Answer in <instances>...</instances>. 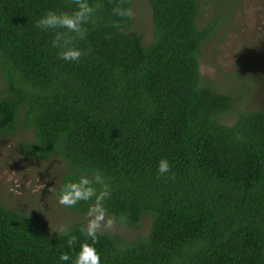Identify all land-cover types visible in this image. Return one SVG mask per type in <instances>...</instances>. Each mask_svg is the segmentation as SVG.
Returning a JSON list of instances; mask_svg holds the SVG:
<instances>
[{"label": "trees", "instance_id": "obj_1", "mask_svg": "<svg viewBox=\"0 0 264 264\" xmlns=\"http://www.w3.org/2000/svg\"><path fill=\"white\" fill-rule=\"evenodd\" d=\"M147 1L154 38L144 45L131 15L113 12L131 0H89L94 13L74 40L82 55L69 62L34 21L75 0H0V134L31 129L24 150L61 157L64 181L99 171L106 213L121 225L151 217L132 243L98 232L102 264H264V112L202 81L199 53L216 24L199 27L197 0ZM161 158L169 173L158 174ZM82 226L67 227L70 247L36 212L0 202V264H71Z\"/></svg>", "mask_w": 264, "mask_h": 264}, {"label": "rangeland", "instance_id": "obj_2", "mask_svg": "<svg viewBox=\"0 0 264 264\" xmlns=\"http://www.w3.org/2000/svg\"><path fill=\"white\" fill-rule=\"evenodd\" d=\"M197 1L199 27L216 24L199 53L202 81L208 80L219 93H231L235 100L240 92L242 100L238 105L264 112V0ZM130 13L129 31L138 33L143 44L148 45L154 38L148 1L131 0ZM234 119L235 113L230 112L225 123ZM33 139L31 129L0 134V202L9 209L36 212L50 231L75 222L85 225L86 212L57 201L59 187L69 173L67 165L58 155L41 159L28 154L24 147ZM151 226V217L145 215L137 227L123 226L115 220L111 227H103L99 232L132 243L146 237Z\"/></svg>", "mask_w": 264, "mask_h": 264}, {"label": "clouds", "instance_id": "obj_3", "mask_svg": "<svg viewBox=\"0 0 264 264\" xmlns=\"http://www.w3.org/2000/svg\"><path fill=\"white\" fill-rule=\"evenodd\" d=\"M75 3L76 7L70 12L48 9L34 21L37 28L54 31L51 43L58 49L59 58L69 62L80 59L82 52L75 45L74 40L84 37V25L90 22L95 10L89 0H75ZM98 6L97 4L96 7ZM113 12L118 17H126L131 14L129 9L122 7L113 8ZM169 171L168 160L161 158L157 164L158 174L169 173ZM109 195V186L99 171L80 174L78 178L65 180L60 185L57 193V201L60 205L73 206L80 201H91L85 213L88 217L87 222L80 228L85 239L80 243L79 250L75 252L71 264H102L101 254L95 245L98 240V232L103 227H111L115 221L114 216L106 215L107 210L104 207V200ZM57 233L67 235V244L70 247L77 240L75 235L68 234L66 227L61 226ZM58 259L68 261L70 257L68 253L61 252Z\"/></svg>", "mask_w": 264, "mask_h": 264}]
</instances>
